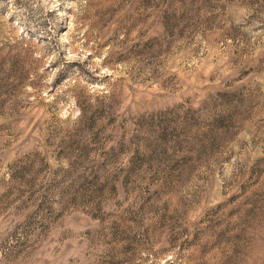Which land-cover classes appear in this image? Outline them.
<instances>
[{
  "label": "rangeland",
  "instance_id": "1",
  "mask_svg": "<svg viewBox=\"0 0 264 264\" xmlns=\"http://www.w3.org/2000/svg\"><path fill=\"white\" fill-rule=\"evenodd\" d=\"M0 264H264V0H0Z\"/></svg>",
  "mask_w": 264,
  "mask_h": 264
}]
</instances>
